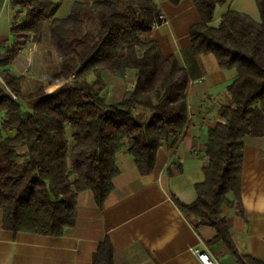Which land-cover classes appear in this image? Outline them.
<instances>
[{"label":"trees","instance_id":"trees-1","mask_svg":"<svg viewBox=\"0 0 264 264\" xmlns=\"http://www.w3.org/2000/svg\"><path fill=\"white\" fill-rule=\"evenodd\" d=\"M63 1H11L16 13L11 33L19 38L46 32L60 59L46 86L24 95L23 77L9 69L14 51L0 47V209L3 228L13 233L61 236L75 224L78 194L92 193L102 208L119 174L121 149L146 176L158 150L174 145L187 124L188 75L149 37L160 15L152 0L75 1L59 18ZM162 1L177 6L183 0ZM190 1L200 18L189 30L192 53L213 55L220 68L237 76L227 87L231 105L219 109L220 122L207 132L205 179L195 186V201L172 200L193 225L212 228L214 241L238 257L222 207L240 204L245 139L264 136V0H255L259 22L229 11L217 26L216 9L234 0ZM90 11L102 16L96 35L83 34ZM105 71L121 80L134 72V86L119 102L108 103L87 83ZM112 256L106 241L93 264H112Z\"/></svg>","mask_w":264,"mask_h":264},{"label":"crops","instance_id":"crops-1","mask_svg":"<svg viewBox=\"0 0 264 264\" xmlns=\"http://www.w3.org/2000/svg\"><path fill=\"white\" fill-rule=\"evenodd\" d=\"M152 2L165 23L152 29L149 37L164 58L176 59L189 79L183 135L174 145L158 150L154 170L146 176H140L126 148L121 149L116 156L119 174L102 208H97L92 193L78 194L75 224L59 237L5 230L0 209V264H93L95 253L106 241L113 249L112 264H202L193 252L197 248L207 249L217 264H247V258L264 264V136L245 139L240 204L222 207L238 257L214 241L212 228L193 225L172 200L174 196L183 204L195 201V186L205 179L207 132L220 122L219 109L231 105L227 87L237 73L220 68L211 54L192 53L189 30L200 18L190 0L177 6ZM227 4L220 12L216 9L213 26L229 11L260 21L255 0ZM15 15L11 1L0 0V47L10 50L17 43L10 31ZM9 69L17 72L14 62Z\"/></svg>","mask_w":264,"mask_h":264},{"label":"rangeland","instance_id":"rangeland-1","mask_svg":"<svg viewBox=\"0 0 264 264\" xmlns=\"http://www.w3.org/2000/svg\"><path fill=\"white\" fill-rule=\"evenodd\" d=\"M75 1L90 2L92 0H64L56 16L59 18L65 17L72 3ZM222 7H218L217 11L220 12ZM101 18L100 11H90L85 14L83 34H98L102 25ZM142 38L145 39V36H142ZM21 50L23 51L20 53L19 51ZM13 51L15 54L13 62L17 69L15 75L23 77L21 88L24 95L33 93L38 88L46 86L50 78L60 69V59L51 45L49 35L46 32L36 37L21 35L17 38ZM132 82H134L133 71L127 73L124 80L115 78L107 73L104 74L103 72L97 77L93 75L87 79V83L91 85L92 90L98 91L108 103H114L123 99L128 90L132 88ZM0 86H2L1 80ZM136 114L144 117L147 112L144 109H137Z\"/></svg>","mask_w":264,"mask_h":264},{"label":"built area","instance_id":"built-area-1","mask_svg":"<svg viewBox=\"0 0 264 264\" xmlns=\"http://www.w3.org/2000/svg\"><path fill=\"white\" fill-rule=\"evenodd\" d=\"M163 23H165L164 17L162 15H158V17L153 21L152 27L154 29ZM193 252L202 264H217V261L209 255L207 249L197 248Z\"/></svg>","mask_w":264,"mask_h":264}]
</instances>
